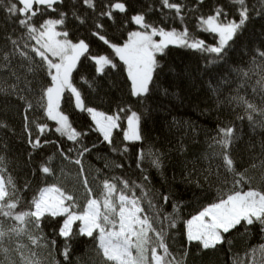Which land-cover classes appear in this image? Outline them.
Listing matches in <instances>:
<instances>
[{
	"label": "snow or ice",
	"instance_id": "1",
	"mask_svg": "<svg viewBox=\"0 0 264 264\" xmlns=\"http://www.w3.org/2000/svg\"><path fill=\"white\" fill-rule=\"evenodd\" d=\"M204 4L205 0H0V102L15 101L21 138L27 145L26 159L17 165L26 172L21 185L9 171L12 161L7 155L11 151L8 134L15 136L16 129L0 119V264H60L51 258L57 240L62 241L60 255L65 264H72V244L80 237L92 241L91 264H186L193 246L198 253L231 246L226 236L233 230L242 228L249 234L251 226L259 225L264 234V160L259 167L253 163L239 171L230 154L242 138L245 121L251 132L264 131V49L258 46L248 65L232 70L242 80L234 94L220 98L224 86L232 83L222 73L209 79L217 110L225 109L226 119L208 138L212 151L203 156L207 167L198 171L196 161L183 165L189 184L200 189L205 184L209 189L216 186V199L185 219L180 215L181 202L173 203L171 212L165 211L173 195L151 185L150 169L163 175L164 153L151 144L144 146L142 123L149 115L146 98L162 67L158 57L177 47L209 56L206 69L219 66L249 20L264 16V0L251 4L227 0L234 8L231 18L224 4L210 6L209 13L201 11ZM190 21L195 22L194 31L189 30ZM70 23L83 28L85 37H74ZM109 30L120 36L110 37ZM197 31L212 35L215 43L198 38ZM89 37L102 42L106 50L94 52ZM82 59L94 69L92 80L80 78L90 89L108 70L125 71L130 95L137 98L141 110L117 104L108 113L88 106L73 76ZM254 75L258 78L251 91L256 95L249 98L241 92ZM161 92L169 94L167 89ZM64 104L87 115L92 123L86 130L73 126ZM172 126L179 128L181 122L173 118ZM184 126L195 132L190 122ZM89 132L98 134L99 143L126 162L132 147L140 144L135 152L137 179L105 177L98 181L101 191L95 195L83 163L97 147L84 141ZM119 132L124 143L117 146L114 134ZM60 138L72 146L65 147ZM260 143L264 154V141ZM49 146L55 150L45 155ZM65 163L76 165L83 177L80 195L60 182L57 170L63 174ZM113 164L118 169L125 166ZM250 169L259 171L258 179L249 175ZM194 174L203 179L193 180ZM36 177L39 182L34 189ZM28 192L32 195L26 199ZM46 226L51 236L45 233ZM176 235H182L185 243L174 251L169 241ZM246 255L251 257L248 264H264V243ZM77 264L88 262L78 259ZM233 264L242 262L233 258Z\"/></svg>",
	"mask_w": 264,
	"mask_h": 264
},
{
	"label": "trees",
	"instance_id": "2",
	"mask_svg": "<svg viewBox=\"0 0 264 264\" xmlns=\"http://www.w3.org/2000/svg\"><path fill=\"white\" fill-rule=\"evenodd\" d=\"M248 2L251 4L254 0H248ZM218 3L226 6L231 18L234 14V8L227 4V0H205L201 11L209 13L210 6H215ZM236 18L238 19V17ZM153 19H158V17H153ZM194 23V21L189 22L190 31H194ZM176 26L179 27L178 24ZM68 27L74 37H85L86 33L83 28L77 29L71 23ZM108 35L110 37L120 36V33H113L109 30ZM196 35L198 38L204 39L208 44L215 43V38L210 34L197 31ZM89 40L94 52H104L106 50V46L102 42L91 37H89ZM257 46L260 49H264V16L258 18L253 16L249 20L243 34L236 37L234 47L228 52L227 60L219 66L206 69L204 64L206 59L210 58L209 56L177 47H170L164 56L158 57L162 67L158 69L153 91L146 98L149 115L142 123V132L146 138L145 147L151 144L154 148L164 153V167L161 170L163 175L155 169H150L149 175L154 189L161 193L173 195V199L169 204L164 206L165 211L171 212L172 204L181 202L180 215L187 219L203 206L216 199V186L209 189L208 185L205 184L204 188L200 189L195 187L194 184H189L184 179L186 171L183 165L185 161H196L198 171H202L207 167L203 156L210 154L212 151L208 147V138L215 135L217 124L226 119L227 113L225 109L217 110V97L213 96L209 91V79L222 73L232 83L224 86L220 98L234 94L233 89L242 80L232 70L237 66L244 68L248 65L249 58L254 55V49ZM73 76L74 83L81 90L88 106L96 107L98 110H104L108 113H111L117 104L131 105L133 110H141V105L138 103L137 98L130 95V81L127 80L125 71L117 70L113 72L108 70V74L103 78H97L94 88L90 89L87 85L81 83L80 78L86 76L89 80H92L94 69L87 60L82 59L77 72ZM257 78L254 75L241 94H247L249 98L256 95L251 90L256 86L255 80ZM161 89H167L169 94L163 95ZM63 107L70 115L73 126L78 131L86 130L92 123L86 114L75 111L70 105L64 104ZM218 116L219 120L217 119ZM173 118L181 122L179 128L172 126ZM0 119L6 120L9 125L16 129L15 136L8 134L11 151L7 155L12 161L9 165V171L16 177L17 182L22 185L26 172L17 165H23L27 155V145L21 138L22 122L21 118L16 114L14 100L8 105L0 102ZM228 119H231V117H228ZM185 121L190 122L194 126L195 132L192 128L184 126ZM49 123L53 124V122ZM236 123L240 127V122L237 121ZM114 136L117 146L124 143L122 132L115 133ZM60 139H63L65 147L72 146V142L66 141L64 138ZM99 139L98 134L94 132H89L87 137L84 138L87 144L96 143L97 147L90 154H87L83 161L89 185L97 196H99L101 191V188L98 187L100 179L112 176H122L130 180L137 179L139 171L136 168L135 152L141 146L137 144L132 147L126 162L124 158L112 153L107 145L100 144ZM261 141H264V131L251 132L245 121L242 125V138L231 149L230 153L239 171L250 168L253 163H256L258 167L260 166V161L264 160ZM250 145L252 147H249ZM54 150V146H49L44 150V154L51 155ZM113 162L124 163L125 166L122 169H118L114 167ZM106 164L112 166L106 168ZM129 164L131 167H129ZM62 167L64 168L63 174L57 170L61 184L69 190L75 188L76 194L80 195L84 191L83 177L79 176L77 166L65 163ZM191 167L192 165L189 164V168ZM249 175H254L258 179L259 171L250 169ZM192 179L202 180L203 177L202 175L194 174ZM38 182V177L33 178L32 186L34 189ZM256 182V180H253V183ZM24 195L27 199L30 198L32 193L28 192ZM157 203L159 205L162 201H157ZM44 231L51 236L50 226H46ZM226 239L232 241L231 246L227 244L220 245L216 250L198 253L195 246H193L189 250L186 264H233V258L241 261L242 264H248L251 257L246 254L253 247L264 243V234L260 233L259 225H255L251 226L249 234H244V230L240 228L227 234ZM169 243L175 251L181 249V245L185 241L182 235H176L175 239L169 241ZM61 247L62 241L57 240V248L52 252L51 258L59 260L60 264H65L63 257L60 255ZM92 247V241L88 238H77L72 244V264H77L78 259L91 264L95 255ZM43 254L47 257L48 250H44Z\"/></svg>",
	"mask_w": 264,
	"mask_h": 264
},
{
	"label": "rangeland",
	"instance_id": "3",
	"mask_svg": "<svg viewBox=\"0 0 264 264\" xmlns=\"http://www.w3.org/2000/svg\"><path fill=\"white\" fill-rule=\"evenodd\" d=\"M158 39V38H157Z\"/></svg>",
	"mask_w": 264,
	"mask_h": 264
}]
</instances>
